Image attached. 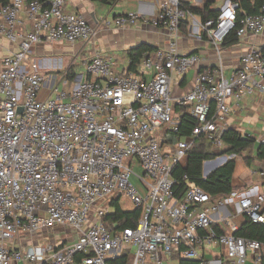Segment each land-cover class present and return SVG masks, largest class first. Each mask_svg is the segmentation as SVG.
I'll use <instances>...</instances> for the list:
<instances>
[{"label":"built area","instance_id":"2783aa9c","mask_svg":"<svg viewBox=\"0 0 264 264\" xmlns=\"http://www.w3.org/2000/svg\"><path fill=\"white\" fill-rule=\"evenodd\" d=\"M237 7L223 0L216 18L204 24L182 8L181 0H161L149 17L105 18L106 29L140 23L164 30L167 47L146 55L135 75L118 73L112 58L94 52L83 74L69 79L68 70L56 82L30 65L32 49L93 43L90 22L66 11L64 0H10L0 6V36L17 49L3 59L0 72V264H110L129 256L131 248L136 252L129 264H175L200 261L212 247L223 249L224 264H261L264 246L236 236L235 221L245 215L254 224L264 223V167L254 172L259 184L226 198L211 200L195 184L187 185L182 201L173 191V169L194 143L204 137L214 153H222L232 106L264 95L259 46L251 45L237 67L225 72L221 45L236 26ZM23 9L28 26L20 18ZM186 22L190 37L206 33L217 59L198 70L192 88L176 99L173 87L201 63L179 53ZM247 34H264V4L240 21L238 40ZM42 88L49 93L39 101ZM174 105L187 108L196 123L180 146L161 142L166 131H178ZM257 142L264 144V134ZM222 157L225 164L234 156ZM121 197L140 212L134 229L104 221ZM52 229L76 237L64 245L9 246Z\"/></svg>","mask_w":264,"mask_h":264},{"label":"crops","instance_id":"0c3cea01","mask_svg":"<svg viewBox=\"0 0 264 264\" xmlns=\"http://www.w3.org/2000/svg\"><path fill=\"white\" fill-rule=\"evenodd\" d=\"M161 0H119L113 7L110 8L108 16L105 18H112L127 15L130 13H138L145 16H150L156 9ZM183 3H189L192 7L195 8H204L207 5H210V8L216 11L222 4L223 0H181ZM65 10L71 13H80L82 14L88 21L91 26L94 28L96 32V36L93 40V43L88 45L76 44L74 46L80 45L81 53L85 54V58L87 59L94 52H98L105 57H110L114 60L116 64V71L118 73H123L127 70L128 59H127V51L135 48L141 44L150 45L156 47L157 49H165L167 47V38L164 33V30L155 29L149 26H142L141 28L136 25L128 26L122 29H106L101 26V22L103 19H97L96 12L97 9L94 4L88 2L87 0H64ZM20 18L22 22L27 25V17L26 10L23 9L22 13H20ZM104 18V19H105ZM196 22H200V18L193 16ZM28 26V25H27ZM191 23L186 28L185 33L187 36L181 38L179 53L185 56H196L201 59V63L198 66L192 67L186 76L183 78L179 87H173L172 94L174 98L178 99L183 97L193 86V79L198 70H206L214 65L217 59V54L215 49L209 42V40L201 38H193L190 37L189 34L191 32ZM182 34V32H181ZM202 34V33H201ZM256 45L260 48L264 49V34L260 36H253L247 34L244 38H242L239 43L235 46L228 48H221V57L223 60V65L225 68L226 74H229L233 71L237 65L238 61L242 54L251 46ZM50 47V48H49ZM57 47V48H56ZM71 46L66 44H43L37 45L32 54L36 55L37 61L31 62L30 65L40 71H44L46 73H51L58 67H62V63H57L55 59L46 58V55H59L60 57L62 52H69L72 55V51L69 48ZM16 46L12 45L5 38L0 36V72L2 70L3 59L10 53L15 52ZM54 51L50 53L48 51ZM85 59V61H86ZM69 70H65V73ZM64 73V74H65ZM257 106L264 108V95H256L255 97L246 98L241 101L238 106H232V111L230 117L227 120L228 128L235 129L240 132L241 135H250L256 141V146L259 145L257 142V138L254 134V127L259 126V122L261 121L260 113H255L257 110ZM176 106L174 105V108ZM174 117L180 118L178 113L174 112ZM264 115V113H263ZM262 134H264V127ZM166 136V138H165ZM169 133L167 131L163 134L161 138L162 143H167L173 145L168 139ZM188 138V137H187ZM186 139V138H185ZM182 139L180 141H184ZM252 154H242L240 156H234L232 160L235 161V170L233 173V180L237 184H242L245 187H250L254 184H259L261 181L258 177L254 175V172L264 167V163L259 161H253L250 163L248 167L246 162L244 161V157ZM227 157V156H225ZM223 159V160H222ZM220 160L212 161L207 167V175L215 170L216 165L222 166L224 164V158L222 157ZM205 166V167H206ZM204 167V168H205ZM218 168V167H217ZM248 172V174L246 173ZM225 211V210H223ZM231 212V211H230ZM214 219L218 218V215L213 217ZM60 232L64 233V237H58L57 234ZM48 232L46 236H41V238H23L21 240H17L11 243L10 248H20V247H29L36 244H44L49 241L55 242L57 245H64L71 242L75 239L76 235L72 234L73 237H70V232L67 230L55 229L54 234H50ZM212 249V248H211ZM211 249L204 250L202 252V258L200 264H221L225 263V257L223 255V249L220 248V255H212L213 252ZM261 259L264 264V248L261 250ZM175 264H179L176 262Z\"/></svg>","mask_w":264,"mask_h":264},{"label":"trees","instance_id":"16d2710c","mask_svg":"<svg viewBox=\"0 0 264 264\" xmlns=\"http://www.w3.org/2000/svg\"><path fill=\"white\" fill-rule=\"evenodd\" d=\"M10 0H0V6L6 5ZM43 3L45 0H37ZM92 4H97L102 7H113L119 0H87ZM237 7V23L235 28L227 35L221 48H228L239 43L236 32L239 29L240 21L250 15L259 13L260 8L264 4V0H230ZM182 8L192 16L200 18L202 24L216 18V11L210 8V5L204 8L192 7L189 3L181 1ZM97 17V16H96ZM189 22L182 26L181 32L185 33ZM206 33L202 32L201 39H206ZM157 51L156 47L141 44L127 51L128 66L127 70L122 75L137 74V69L142 62V59L149 54ZM69 79L74 77V73L69 70ZM174 112L180 115V123L176 134H170L168 139L174 143L176 136L178 141L190 136L193 128L196 126L195 121L190 117L187 108L176 106ZM171 135H173L171 137ZM240 132L232 128H227L222 136L223 149L222 156H240L242 154H252L250 157H244L246 165L249 167L253 161L264 163V144L256 146L255 139L252 136L245 137ZM166 138V136H165ZM220 154V153H219ZM211 151V144L204 137H200L187 152V154L174 167L172 179L174 181L173 191L175 197L182 201L188 184H195L202 188L211 198V200L226 198L232 193H240L247 189L242 184H237L233 180L235 170V161L229 160L222 166L211 171L204 178L203 169L206 162L216 160L220 155ZM114 213L107 215L104 221L107 224L117 223L119 229H134L140 218V212L136 209L123 210V208L115 201ZM264 210V206H263ZM235 223L239 226L236 236L248 240H255L264 246V223L254 224L245 215L237 217ZM225 231H222L224 234ZM264 248V247H263ZM262 248V249H263ZM80 259L79 257L77 260ZM110 264H129L130 258L126 254L109 261ZM179 264H200V261H179ZM261 264H263L261 259Z\"/></svg>","mask_w":264,"mask_h":264},{"label":"rangeland","instance_id":"374dc122","mask_svg":"<svg viewBox=\"0 0 264 264\" xmlns=\"http://www.w3.org/2000/svg\"><path fill=\"white\" fill-rule=\"evenodd\" d=\"M94 6L96 7L97 9V12H96V16H97V19H104L106 16H108V13L110 11V9L108 7H102V6H99L97 4H94ZM110 18V17H109ZM88 20V19H87ZM89 22V21H88ZM136 26L141 28L143 25L140 24V23H136ZM187 36V33H182V37H185ZM35 47L32 49V53L34 52L35 50ZM50 48V47H49ZM57 48V47H56ZM72 51V55L69 53V52H62L63 54L60 55V57H58L59 55H49L47 54L46 55V58H49V59H55L57 61V63H62V67H58L56 68L55 70L52 71V74L49 73L47 75L49 76H52V77H56V82H58L63 76H64V73H65V70L68 69L69 67V70L71 72H74V74L76 75H81L85 72V67L83 66L84 65V62H85V54L82 53V54H79L81 53V47L80 45H77V46H71L69 47ZM50 53H53L54 51H48ZM33 61H37V57L36 55H33L31 57V62ZM87 60V59H86ZM30 62V61H29ZM73 65V66H72ZM58 89L61 90L62 89V84L61 83H58ZM49 91H46L44 88L41 89V92H40V96H39V101L43 100L44 97L46 95H48ZM256 95H260V94H256ZM255 95V96H256ZM254 96V97H255ZM262 96V95H261ZM255 113H260L261 115V121L259 122V126L258 127H254L253 131H254V134H255V137L258 138L259 136H261L262 134V131L263 129H261L262 127H264V108L263 107H259L257 106V110L255 111ZM175 116V115H174ZM173 135H171L172 137ZM175 137V141L173 143V146H180V145H183L184 143L182 141H178L177 137ZM211 151L213 152V149L211 148ZM221 153V151H220ZM220 156L219 157H222L221 154H219ZM209 166V164H208ZM206 166L204 169H203V174L204 176L207 175V167ZM248 174V172H246ZM101 205L106 207L107 206V203L106 201L105 202H101ZM119 205L123 208V210H131L132 209V206L131 204L129 203V201H127L124 197H121L119 199ZM110 209V208H109ZM108 209V211H110ZM55 233V229H52L51 233L50 234H54ZM43 236H46V234H43ZM58 237H61V239L64 237V233L63 232H60L59 234H57ZM41 238V236H36V238ZM70 237H73L72 234L70 233ZM212 252L213 254L212 255H220V248L219 247H212ZM135 252H136V249L135 248H131L130 251L128 252L129 254V258L132 259L133 256L135 255Z\"/></svg>","mask_w":264,"mask_h":264},{"label":"water","instance_id":"95a60500","mask_svg":"<svg viewBox=\"0 0 264 264\" xmlns=\"http://www.w3.org/2000/svg\"><path fill=\"white\" fill-rule=\"evenodd\" d=\"M20 112H22V110H21V109H20ZM215 162H216V161H215ZM208 163H209V162H206V163L204 164V166H205V165H207ZM215 165H216V168H217V167H219V166H217V165H219L218 163H217V164H215ZM216 168H215V169H216ZM205 177H207V175H205V176H204V178H205Z\"/></svg>","mask_w":264,"mask_h":264}]
</instances>
